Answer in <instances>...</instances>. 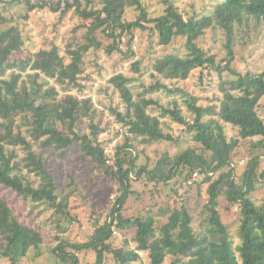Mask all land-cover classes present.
<instances>
[{"label":"trees","instance_id":"1","mask_svg":"<svg viewBox=\"0 0 264 264\" xmlns=\"http://www.w3.org/2000/svg\"><path fill=\"white\" fill-rule=\"evenodd\" d=\"M162 2L163 13L152 17L142 0H58L55 4L19 0L26 11L24 20L36 9L61 13L62 18L73 13L79 18L74 33L83 34L71 38L64 51L55 43L33 51L19 26L0 29V189L30 204L29 217L33 210L45 206L59 218L55 238L59 243L52 251L51 264H82L79 255L88 252L95 255L94 264H264V72L242 74L232 68L240 38L264 35V0H218L211 12L190 16L174 1ZM7 5L0 0L1 27L8 22L4 16ZM131 8L138 15L129 21L126 17ZM137 30L158 35L159 46H174L178 40L184 43L183 54L177 49L155 60L151 69L154 78L186 82L199 68L212 70L221 77V96L216 103L202 106L199 98L173 90L161 79L144 83L143 91L136 94L132 85L145 74L141 61H135L132 71L137 78L118 73L109 79L126 108L125 112L110 111L128 133L110 165L108 143L99 138L108 130L107 125L102 127L105 111L74 91L83 90L81 80L90 52L104 47L100 33L111 41L105 47L108 55L120 52L130 60L136 57L132 44ZM209 30L220 31L225 37L222 59L199 44ZM123 38H127L126 51L121 49ZM224 72L230 77L224 79ZM161 91L169 96L180 94L181 100L164 105L153 97ZM169 121L183 126L184 137L189 135L194 145L175 155L164 153L155 163H142L145 150H138L133 139L142 138L140 144L149 146L180 144L183 137L176 138L169 131ZM227 125L238 130L237 136L228 135ZM85 127L90 132H84ZM246 144L247 161L239 175L235 160ZM50 150L58 152L60 159L70 150L80 151L82 160H90L118 182L111 212L103 224L96 221L85 242L60 236L66 233L60 221L71 222L74 217L69 213L70 195L60 189L61 177L55 174ZM195 174L203 177L194 183L199 190L207 185L208 202L201 212L207 217L202 228L195 227L196 217L184 205L164 210L165 223L153 210L143 216L123 214L134 193L133 181L147 180L156 187L174 181L191 188L188 183ZM222 199L227 201V212L238 210L237 241L218 210ZM21 217L0 194V259L5 264H21L31 252L48 244L45 232ZM114 229L134 230L135 236L116 246Z\"/></svg>","mask_w":264,"mask_h":264},{"label":"rangeland","instance_id":"2","mask_svg":"<svg viewBox=\"0 0 264 264\" xmlns=\"http://www.w3.org/2000/svg\"><path fill=\"white\" fill-rule=\"evenodd\" d=\"M4 1L8 2V11L4 13L8 22L5 26H0V29L19 26L28 40V48L33 51L40 48H49L51 43L57 44L64 51L71 38L76 34L78 36L83 34V31L74 33L75 27L81 21L73 13H68L62 18L61 13H53L49 9H36L29 13L28 20H24L23 17L26 15V11L24 5L19 3V0H16L17 2H14L15 0ZM48 1L55 4L58 0ZM171 1H174L186 16H190L195 12L197 14L211 12L213 5L218 0ZM142 3L152 17L161 15L164 11L162 0H142ZM137 15L138 13L131 8L128 10L126 18L129 21L135 20ZM147 25L150 28L152 26L151 24ZM134 37L132 48L135 51L136 57L127 60L125 55L120 52L108 55L105 47L111 41L100 33L99 38L102 40L104 47L102 50L90 52L85 67L86 72L81 80L83 90L81 92L74 91V94H77L80 99H91L94 107L98 108L99 111H105L102 127L107 125L108 130L104 134L99 135V138L108 143L106 146L107 153L111 157V160L108 162L110 165L114 164L113 158L117 146L124 143L128 133L123 125L117 123L116 117L110 111L111 108H117L119 111L125 112L126 108L113 86L109 83V79L118 73H125L129 77L137 78L138 75L132 71V64L135 61H141L142 72L145 74L143 78L132 85L136 94L143 91L142 85L144 83L149 85L155 82L156 79H161L162 83L169 88L173 90L180 89L199 98L198 104L202 106L216 103L218 97L221 96L218 89L221 77L212 70L199 68L192 73L190 79L186 82H170L163 80L161 77H153L154 73L151 71L152 64L159 56L174 52L177 49L183 54L184 43L182 40L176 41L174 46L164 47L159 46L158 35L152 33L151 30H146L145 32L137 30L134 33ZM224 38L220 31L209 30L199 40V44L218 54L219 60L226 55V50L223 46ZM126 40L127 38L121 40V49L124 51H126ZM232 68L242 74L264 72V35H260L258 39H255V37L247 38L246 40L240 38L236 49V59L233 62ZM229 77L230 73L224 72L223 78L227 79ZM52 83L54 82L52 81ZM153 97L159 99L164 105H168L173 99L181 100L180 94L169 96L165 95L163 91L154 94ZM262 104L264 105V102ZM262 116L264 117V110ZM168 124L170 125L169 131L176 138H179V136L183 137L179 141L180 144L162 142L151 146L141 145L142 138L133 139L132 137L135 147L140 151L145 150L140 159L142 163H155L164 153L175 155L180 153L185 147L194 145L189 135L184 137L183 126L171 123L170 121ZM226 131L230 137H235L238 134V130L230 125L226 126ZM84 132L88 133L90 130L85 127ZM248 147L247 144L244 145L239 152L238 159L235 160L238 161L236 169L239 175H242L244 171ZM49 154L50 159H53L55 162V174L61 177V191L70 195L69 213L74 217V220L71 222L66 220L60 221V225L66 230V233L60 236L62 238L65 236L66 239L72 241L85 242L94 232L96 221L103 224L111 212L117 198L118 182L111 177L105 176L90 160H82L80 151L70 150L64 159H60L59 153L56 151L50 150ZM202 178V176L198 175L195 179H192L188 183L192 184L193 187L191 188L176 184L174 181L167 187L165 185L156 187L152 183L147 184L146 179V181L140 182L133 181L134 193L125 205L123 214L126 217L143 216L148 210H153L154 213H157L160 222L165 223L167 217H163L162 215L164 210L168 208L172 209L175 205H184L193 211L196 217L195 227L200 229L202 228L203 219L207 217V213H201L203 207L208 202L207 185H204L199 190V187L194 183L196 180H201ZM0 194L7 197L16 211L22 215L21 218L26 223L39 227L46 234V242L48 244L44 245L40 251L34 250L31 252L22 260L21 264H51L52 251L59 243L55 241L58 234L56 227L59 218L56 217L54 211H47L45 206H40L33 210L29 217L28 214H30L32 208L30 204H27L21 198H15L9 191L3 188L0 189ZM259 198H262V195ZM226 202L225 199H222L218 210L221 213L223 223L230 228L231 233L237 241V229L239 227L238 210L234 209L233 212H227L225 208ZM38 212H40V215H37ZM114 230L117 232V234H114V244L116 246H121L126 239L131 241L135 236L134 230ZM79 256L82 264H94L95 262V255L91 252L82 253ZM142 256L147 263V255L143 254ZM0 264H5V260L0 259Z\"/></svg>","mask_w":264,"mask_h":264},{"label":"built area","instance_id":"3","mask_svg":"<svg viewBox=\"0 0 264 264\" xmlns=\"http://www.w3.org/2000/svg\"><path fill=\"white\" fill-rule=\"evenodd\" d=\"M197 176H198V174H195V175H194V179H195Z\"/></svg>","mask_w":264,"mask_h":264}]
</instances>
